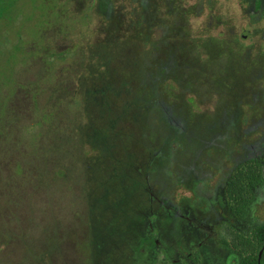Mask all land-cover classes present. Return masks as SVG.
<instances>
[{
    "label": "rangeland",
    "instance_id": "rangeland-1",
    "mask_svg": "<svg viewBox=\"0 0 264 264\" xmlns=\"http://www.w3.org/2000/svg\"><path fill=\"white\" fill-rule=\"evenodd\" d=\"M152 1L136 34L132 0H111L106 20L98 0H0V264H131V237L114 219L136 226L157 208L145 188L160 198L190 170L228 166L232 139L234 159L252 143L256 132L242 130L264 122V13L252 20L240 0ZM244 29L246 49L218 45V32ZM161 35L169 61L155 51ZM156 60L167 81L148 98L140 81ZM227 108L240 113L239 130L217 125ZM114 175L127 185L119 194L105 187ZM236 218L242 228L263 220L264 204ZM220 246L215 237L207 252L220 256ZM167 263L157 252L154 264Z\"/></svg>",
    "mask_w": 264,
    "mask_h": 264
},
{
    "label": "flooded vegetation",
    "instance_id": "flooded-vegetation-1",
    "mask_svg": "<svg viewBox=\"0 0 264 264\" xmlns=\"http://www.w3.org/2000/svg\"><path fill=\"white\" fill-rule=\"evenodd\" d=\"M246 4V12L251 16L252 20L256 17L261 18L264 13V7L256 8V3H263L264 0H240ZM256 16V17H255ZM218 32L215 36L218 45L230 50H241L245 48V38H249V30L244 29L243 32L229 31L227 35H221ZM258 34V33H256ZM260 41H264V31H260ZM219 47V46H218ZM259 49L264 55V42L259 44ZM246 56L244 57V60ZM227 116L225 124L223 122L217 124L225 126L224 130L236 131L240 129L241 120L240 113L234 112V108L224 109ZM225 119H223L224 121ZM242 137H248L251 132H256L252 138V143L243 142L239 144L240 148L245 150V155L238 159L231 156V152L235 151L234 144L237 142L232 139L231 146L224 155V159L230 162L228 166L215 170V172L202 173L200 171H192L185 173L184 178H189L187 182H175L173 187H169L168 191L162 197L153 196L149 188H145L148 192L150 207L155 202L157 208L150 210L144 214L140 220V225L146 234L148 242L145 246H140L139 240L129 252L131 264H154L157 258V252L162 253V257L168 260L167 264H241L242 256L239 251L235 250L231 245V232L243 233L245 235L251 233L257 222L252 221L245 228L238 227L236 217H242L248 208L257 204H264V167L261 172L260 183H255L253 187L254 197L249 201L246 211L243 214L233 212V204L229 202L227 195V183L235 173L237 167L247 163L248 161H259L261 164L264 160V122L259 120V123L249 124L244 127ZM259 131V132H257ZM239 142V140H238ZM233 143V145H232ZM252 144V145H251ZM247 147H256L250 153H246ZM183 179V178H182ZM193 184V185H191ZM182 186L186 190L181 193L174 191L175 187ZM234 203V202H233ZM208 208H214L220 213L219 217L212 221L205 211ZM228 212V213H227ZM152 216V218H150ZM220 225L225 227L226 234L218 236L215 226ZM217 238L223 253L219 255L209 254L207 252L209 244ZM224 238L229 243H223ZM264 246V243H263ZM262 246V247H263ZM261 249L258 251L255 264H261ZM264 264V263H263Z\"/></svg>",
    "mask_w": 264,
    "mask_h": 264
},
{
    "label": "trees",
    "instance_id": "trees-1",
    "mask_svg": "<svg viewBox=\"0 0 264 264\" xmlns=\"http://www.w3.org/2000/svg\"><path fill=\"white\" fill-rule=\"evenodd\" d=\"M132 2H134L137 6H135L130 12V14H132V16L134 18L131 28L133 27L136 30V34H138V30L141 27H143V26H147V28L149 27V21L151 19L150 14L153 13L152 11L155 10L156 5H155V2H153L152 0H132ZM97 5H98L99 13L102 14V19H104V20L110 19L111 0H98ZM255 6H256V8L264 7V4L263 3H256ZM199 11H200V9L198 8L196 12L199 13ZM149 12H150V14H149ZM154 13H157V12H154ZM131 35H132V32H131ZM161 36L164 39L161 38V39L157 40L158 42L153 43L155 46V51H163V52L167 51L168 53L166 54L167 57L165 60L169 61L172 59V51L174 50V48L170 47L169 42L167 41V39L163 35H161ZM144 43L149 44L150 41L147 38H145ZM127 45L128 46L133 45V43L127 44ZM134 46H135V44H134ZM165 60H156V61H158V63L155 65L156 71H154V72L151 71L149 73V76L151 79L148 78L146 80V77H145V79L142 78V80L140 81L142 83L147 82L149 84V88H147L146 94H144V95L148 96V98L156 97L157 96L156 93H158V91H156L158 89L157 86H160L161 84H163V82L166 83V81H167V68H168V66H167V62H165ZM139 73H140V71H139ZM132 74H134L135 77L137 76L136 71ZM144 74H147V76H148L147 71ZM144 80H146V81H144ZM153 81H154V85H153ZM151 93H152V95H150ZM148 98H146V99H148ZM155 104H157V103H155ZM263 167H264V160H263L262 164L259 161L253 160V161H248L247 163L236 168L235 173L233 174L231 179L228 181L227 188H226L227 189V195L230 199L229 202L231 203V205L233 204V212L234 213L240 215L246 211V208L249 204V201L252 200L254 197L253 187H254L255 183H260V181H261V172H262ZM115 177H117V176L114 175L112 178H109L110 182H111V180H112V182L111 183L108 182V184H106L105 187H110V188L113 187L112 189H114L115 192H117V193H118V190L116 188H118V189L122 188L123 190H125L127 188V185H125V183H120L119 185L114 184V182L116 180ZM122 181H124V180H122ZM105 191L107 192L108 188H105ZM106 192H105V194H106ZM119 192H120V190H119ZM120 195L123 196V193ZM119 205L120 204H118V207H119ZM123 210H124V208L119 213H122ZM124 211L126 212L128 210L125 209ZM121 215L122 214H119L118 217H116L114 219V222H118V224L120 223L121 228L123 225L125 228H127V231L125 229L123 231H124L125 235L127 233V235H129V237H131V238L126 241V244H129V245L131 244V247H133V245L135 246V244L137 243V239H138L140 246H142V247L145 246L148 242V239H147L146 234L144 233L142 227L139 226L140 221L138 224H136V226H133V225L130 226L129 219H128V222L127 221L125 222V219H127V217H125V216H127V215H124L123 221L125 222V224H123L124 222L122 223ZM107 223H108V221H107ZM115 225L116 224L114 223V226ZM107 226H108V228H111L110 224H107ZM231 234H232V238H231L232 247L235 250L239 251L241 254H244L242 256L243 260H242L241 264H255L256 256H257V253L260 249L262 250L261 251V264L264 263V246H263V243H264V220L261 222H257V224L252 229L251 233H249L247 235H245L243 233H237V232H231ZM92 236H93L92 237V243H93L95 241L94 234H92ZM133 237L134 238L136 237L137 239H135V241H134ZM222 242L226 243V244L229 243L224 238H222ZM94 256L100 257V254L97 255L95 252Z\"/></svg>",
    "mask_w": 264,
    "mask_h": 264
}]
</instances>
